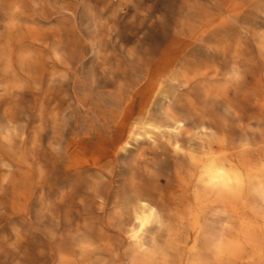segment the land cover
<instances>
[{
	"label": "rangeland",
	"instance_id": "obj_1",
	"mask_svg": "<svg viewBox=\"0 0 264 264\" xmlns=\"http://www.w3.org/2000/svg\"><path fill=\"white\" fill-rule=\"evenodd\" d=\"M138 92L183 122L182 148L210 139L242 170L228 204L203 209L200 169L167 141H130L155 133L124 124ZM252 169L264 0H0V264H264Z\"/></svg>",
	"mask_w": 264,
	"mask_h": 264
},
{
	"label": "bare ground",
	"instance_id": "obj_2",
	"mask_svg": "<svg viewBox=\"0 0 264 264\" xmlns=\"http://www.w3.org/2000/svg\"><path fill=\"white\" fill-rule=\"evenodd\" d=\"M185 69L178 68V63L174 68L172 75L169 77L168 85L165 86L164 89L159 90L156 89V93L159 90L162 95H164L171 87L174 82H182L184 79ZM207 75L204 78L200 79V82L206 84ZM140 101V109H139V119L135 121L132 118V114L136 109V104L138 100ZM170 99L171 98H167ZM155 101V97L153 95H149L147 93L138 92L136 98L131 101L129 112L124 116V124L129 128V125L135 123L143 129V125H147L153 129H155L154 135H150L148 133H137L130 130L128 134L130 135V141L135 140L138 141L141 138H145L153 143L158 140H165L167 144L172 148V151L177 155L188 160H191L198 169H200V177H201V185L200 189L197 192L198 199L201 200V204L203 209L207 212V210L212 206H221L224 204H228L226 199L228 198V192L233 195L237 194L239 190L237 189V183L239 182V178L241 175L244 177L242 170L238 168V166L229 162L228 156L224 153H219L217 151H213V144L210 139L202 140L199 150L197 152L190 151L182 148L179 145V136L184 128L183 122L179 119L178 116L169 113L168 118L165 122H158L154 119L152 115V103ZM150 107L149 112V120L145 122L143 111ZM204 122V120H202ZM132 127V126H131ZM130 127V128H131ZM133 128V127H132ZM220 154V155H218ZM209 155V156H208ZM229 162V163H228ZM251 179L254 181V191L257 189L258 197L261 200L262 205L264 206V177L259 174L256 169H252ZM248 174H245L247 177ZM251 186L244 187L245 190H252ZM257 187V188H256ZM241 206L248 205V202L245 201L244 198L239 196L238 200ZM230 206L236 211L239 207L236 202L230 203Z\"/></svg>",
	"mask_w": 264,
	"mask_h": 264
}]
</instances>
